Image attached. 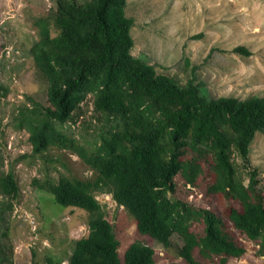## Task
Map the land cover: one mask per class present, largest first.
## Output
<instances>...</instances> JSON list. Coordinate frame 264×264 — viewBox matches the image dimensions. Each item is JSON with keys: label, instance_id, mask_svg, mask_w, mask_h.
Returning a JSON list of instances; mask_svg holds the SVG:
<instances>
[{"label": "trees", "instance_id": "trees-1", "mask_svg": "<svg viewBox=\"0 0 264 264\" xmlns=\"http://www.w3.org/2000/svg\"><path fill=\"white\" fill-rule=\"evenodd\" d=\"M126 7L127 0H56L55 11L35 23L39 37L31 54L47 79L49 103L31 100L18 110L16 127L29 132L33 154L51 146L70 150L97 174L39 184L61 206L88 213L89 233L75 242L69 264L155 262L154 248L141 242L121 259L113 224L95 195L103 187L135 216L141 234L165 246L174 234L181 237L179 254L188 264L243 256L240 236L258 241L264 255V188L255 168L245 183L234 158L249 166L250 145L258 132L264 135V95L212 97L188 57L185 84L157 72L132 54L134 20ZM234 50L250 54L243 46ZM88 97L94 118L106 126L82 141L61 126L75 121ZM177 175L225 202L222 213L176 198ZM19 192L14 169L0 173V195Z\"/></svg>", "mask_w": 264, "mask_h": 264}, {"label": "rangeland", "instance_id": "rangeland-1", "mask_svg": "<svg viewBox=\"0 0 264 264\" xmlns=\"http://www.w3.org/2000/svg\"><path fill=\"white\" fill-rule=\"evenodd\" d=\"M55 9L56 0H0V173L14 169L20 187L16 198L0 195V264H50V258L69 264L75 242L89 233L86 211L61 206L39 184L49 178L57 181L62 175L95 180L96 172L70 150L51 146L33 154L29 132L16 127L20 108L32 101L49 103L48 82L31 48L39 37L35 23ZM126 13L134 20L132 54L155 65L157 72L185 84L191 77V66L185 65L188 57L191 65H198L197 81L210 96L264 95V0H127ZM237 46L250 54L235 51ZM105 126L102 118H94L88 97L75 121L61 128L88 141ZM249 157L250 164L244 167L234 155L240 174L248 183V172L255 168L264 188V135L260 132L250 145ZM175 182L176 198L222 213L225 202L186 184L181 175ZM95 195L113 224L121 259L130 244L141 242L154 248V264H188L179 254L183 240L177 234L165 246L138 231L135 216L113 198L110 187ZM240 239L245 254L231 257L227 264H263L259 242Z\"/></svg>", "mask_w": 264, "mask_h": 264}]
</instances>
